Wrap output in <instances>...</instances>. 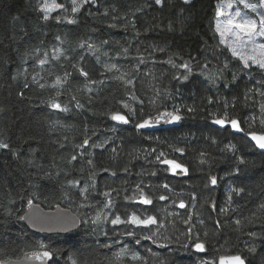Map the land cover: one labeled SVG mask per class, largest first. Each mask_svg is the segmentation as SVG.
Segmentation results:
<instances>
[{
	"label": "trees",
	"instance_id": "trees-1",
	"mask_svg": "<svg viewBox=\"0 0 264 264\" xmlns=\"http://www.w3.org/2000/svg\"><path fill=\"white\" fill-rule=\"evenodd\" d=\"M224 1L186 6L165 0L161 7L152 0H94L74 13L71 0H59L64 8L44 21L42 0H0V142L10 146L0 149V260L21 259L43 243L55 252L52 264H109L124 247L125 264H218L237 254L247 264L264 262V154L244 136L211 123L226 112L245 132L264 133L259 110L264 97L258 91H264V72L243 69L221 43L216 5ZM73 19L76 23L68 22ZM184 62L191 73L179 67ZM176 109L185 117L180 128L137 130L140 121ZM113 112L124 113L129 123L114 122ZM86 139L88 145L78 147ZM161 153L188 173L166 171L169 166L156 160ZM137 185L151 205L138 202ZM239 188L244 191H233ZM105 191L111 192V207H105ZM31 200L47 210L58 205L72 210L81 218L80 230L66 236L30 231L19 217ZM181 200L188 207L180 208ZM98 212L109 219L110 213L154 215L159 223L94 225L90 221ZM189 216L190 224L184 223ZM190 225L205 252L192 247ZM253 243L257 252L250 254L246 245ZM133 253L143 261L132 260Z\"/></svg>",
	"mask_w": 264,
	"mask_h": 264
},
{
	"label": "snow or ice",
	"instance_id": "snow-or-ice-1",
	"mask_svg": "<svg viewBox=\"0 0 264 264\" xmlns=\"http://www.w3.org/2000/svg\"><path fill=\"white\" fill-rule=\"evenodd\" d=\"M89 3V0H71V4L73 5L71 11L76 13L79 12L80 9L83 7L84 4ZM154 3L156 5H159L161 7L164 6L165 0H154ZM194 3V0H182V4L186 6H191ZM233 3L237 5V7L242 6L243 9L249 10L251 13H256L257 18H250L247 13H243L241 10H236L234 14H230L229 18L220 21L217 20L216 25H215V31L220 34L221 37V43L226 44L228 48L231 49V53L233 57H236L239 61L243 63V69H250L253 65H255L259 70L264 72V44H261L259 46L255 45V40L257 37L264 38V14H261V12L258 11V9H264V0H258V3H251L250 0H228V3L225 5L223 3L217 4L216 5V15L217 16H223L225 15V7L227 8H232ZM64 8L63 4H58L55 2V0H52V3H49L48 0H45L43 5L39 8V11L43 14L42 18L44 21H47L49 19H53L49 14L57 9H62ZM56 20H59L60 17H55ZM69 23H76V20H69ZM134 26V25H133ZM171 25H169V29L171 30ZM59 39V37H57ZM231 40V43H228V41ZM83 47V45H81ZM250 51H245V49H249ZM127 51V50H125ZM41 64H44L45 61L41 60ZM167 63L173 64L174 67L175 65L173 61L170 59L167 61ZM227 67V64L224 65ZM112 67H115L114 65ZM179 67H182L186 69L189 73H191V67L190 64L187 62H184L179 65ZM206 67V65H205ZM111 70V69H110ZM81 73L84 76H87L88 73L84 71L83 69L80 70ZM120 79H123V77H119ZM188 75L183 76V80H188ZM174 79H180V77H174ZM210 81L215 84V79L209 78ZM233 82L237 79L236 75L233 74ZM128 83H131V81H127ZM60 81L59 79L57 80V84H59ZM27 87V85H25ZM55 87V85H54ZM259 91V95L261 97H264V91ZM58 95L60 93H57ZM21 97H23L24 93L21 92L19 93ZM133 99H136V97H133ZM244 99L247 100L249 99L248 95L245 94ZM209 103H211V99L209 98ZM78 107L80 105H77ZM53 108L60 109L61 106L58 103H53L52 104ZM123 108L127 109L128 112H131L133 115H135V109L131 108L128 104H124ZM63 111H67V109H62ZM259 110L262 116H264V103H261L259 105ZM186 111L188 112H194V108H187ZM163 117H167L168 119L165 122H179L180 120L183 119V117L179 114V109H176L175 112H165L163 113L162 116H158L155 118V120L158 122L160 119ZM111 118L115 121H119L121 123L127 124L129 123V118L122 114L121 112H113L111 114ZM153 121L150 119H145L143 122L137 123L136 128L137 129H145L150 126H152ZM213 123L216 125H220L221 127L224 126H230L232 129H234L237 132L244 131V129L241 127V121L235 118L229 117V115L225 112L222 116H218L215 119H213ZM260 123L264 125V118L260 120ZM248 135L251 137V139L255 142V146L258 147L259 149L264 150V133L257 134L256 132H249ZM89 141L86 139L83 141L82 145H79L78 147H85L87 146ZM9 144L5 142H0V149H9ZM228 149L231 151H235V145L229 144ZM154 151V150H153ZM178 152H182V149H176ZM14 155L16 153H13ZM83 155V153H81ZM203 155V154H202ZM72 160H76V156H72ZM156 160L164 165H168L169 167L166 169V171H171L173 175L180 174V175H186L188 173L187 167H185L183 164L178 163L176 160H170L167 159L163 153L158 155L156 157ZM203 162V161H202ZM89 164L92 163L91 160L88 161ZM239 163L244 164L245 160L243 157L239 158ZM107 171V169H105ZM124 171H127L125 168ZM236 171H239V168L236 169ZM155 175V173H152ZM50 175V174H49ZM112 175H115L113 172ZM209 182L211 185H216L217 184V177L215 175H212L209 177ZM73 186H77L79 184L78 181H73L72 182ZM207 186V185H206ZM93 187L95 185L93 184ZM162 187L164 189H167L168 191H171V188L169 187L168 184H163ZM137 188L139 189V200L138 202L143 205H151L153 203V200L144 193L143 189H140V186L137 185ZM233 191L236 192H243V188L239 189H233ZM84 192H87V189H84ZM104 197L108 198L107 202L105 204V207H111L112 206V200H111V192L105 191L103 192ZM87 198V197H85ZM129 199H134V198H129ZM160 200H167L168 197L161 195L159 196ZM193 201L195 200V196L193 195L192 197ZM29 206H31V201L28 202ZM180 208H186L188 205L184 203V201H180L179 203ZM212 207L215 208V204H212ZM260 207L264 209V204H261ZM226 211V210H224ZM8 215H11V212L8 213ZM110 216H113L114 218L109 219L108 215H104L103 213H97L94 218L91 219V223L94 225H99V224H104V223H110L112 225H122V224H131L135 226H150V225H157L159 222L157 220V217L154 215H149L146 218H141V216L137 215L135 212H133L131 215L125 216V218H122L119 214L115 213H110ZM20 220H27V216H20ZM191 217L189 216L184 223L190 224ZM219 223V221H217ZM236 225L239 226L241 224L240 220H237ZM192 225L187 229V236L191 239L194 240L192 243V247L197 252H205L206 251V244L200 240V235L198 233H192ZM236 231H239V227L235 229ZM107 235V233H105ZM124 235L129 236V237H135L136 233L134 231H126ZM205 236L207 233L204 234ZM251 236L255 237L257 234L256 233H250ZM143 239L145 240H152V236L145 235L143 236ZM165 239H169L168 237H165ZM136 243H139L140 240L136 239ZM152 242L155 244L156 241L152 240ZM169 245L168 244H160L159 247L161 248H167ZM183 247L187 248L188 244L182 245ZM39 249L42 251L33 253L36 259L40 260L42 264H47L49 260H53L55 256V252L51 249H49L48 245L46 244H39L38 245ZM246 251L250 254H255L257 252V248L255 243L246 245ZM128 253V249L126 247L122 248L121 251L117 252L115 255L114 260L109 261V264H125V257ZM131 259L134 261H143V258L139 256L136 253H133L131 255ZM229 261V264H247L246 258L240 254L231 256L227 258ZM0 264H4L2 260H0ZM72 264H76V261L73 260ZM143 264H147L146 261H143ZM202 264H215V261H205L202 262ZM221 264H224L223 258L221 260ZM264 264V262H262Z\"/></svg>",
	"mask_w": 264,
	"mask_h": 264
},
{
	"label": "water",
	"instance_id": "water-1",
	"mask_svg": "<svg viewBox=\"0 0 264 264\" xmlns=\"http://www.w3.org/2000/svg\"><path fill=\"white\" fill-rule=\"evenodd\" d=\"M165 112H175V111L164 110L151 117H148L146 119H150L153 121L152 126L145 128V129H137V130L143 133H154V132H158L162 130L177 129L182 126V122L185 120V117L182 115L181 116L183 117V119L180 120L179 122H172V123L165 122L168 119L167 117H163L158 122L155 120L156 117L162 116L163 113ZM113 121L117 123H121L119 121H115V120ZM140 122H143V120ZM211 123L215 128L220 129V130L231 129L233 134L244 136L255 146V142L251 139L248 133L245 132V130L237 132L234 129H232L230 126L221 127L220 125H216L213 123V120ZM121 124H124V123H121ZM241 127H242V124H241ZM257 134H261V133H257ZM256 149L260 153L264 154V150L259 149L258 147H256ZM31 202H32L31 206H29V203L26 206L24 216H27L28 219L23 220V223L30 231L34 232L35 234L46 235V236H66V235L72 234L80 230L81 224H82L81 218L76 213H74L72 210L64 208L59 205L55 206L53 209L47 210V209H44L41 205L35 203L34 201L31 200ZM40 251L42 250H34L31 252H28L24 254L21 259H18V260L5 259L2 261L4 262V264H42V262L36 259L35 256L33 255V253H37ZM228 257H231V256H227L223 258L224 264H229V261L227 259ZM221 260L219 261L218 264H221ZM53 261H54V258L53 260H49L47 264H52Z\"/></svg>",
	"mask_w": 264,
	"mask_h": 264
},
{
	"label": "rangeland",
	"instance_id": "rangeland-1",
	"mask_svg": "<svg viewBox=\"0 0 264 264\" xmlns=\"http://www.w3.org/2000/svg\"><path fill=\"white\" fill-rule=\"evenodd\" d=\"M42 1H43V3L45 2V0H42ZM93 1H94V0H89V2H93ZM152 1H154V0H152ZM48 2H49V3H52V0H48ZM55 2L59 4V0H55ZM81 2H82V0H81ZM250 2H251V3H258V0H250ZM227 3H228V0H225V1L223 2V4H225V5H226ZM57 10H58V9H57ZM57 10L51 12L49 15L51 16V15L54 14ZM236 10H241L243 13H247V15H248L250 18H257V17H256V13H251L249 10H245V9H243L242 6L237 7V5H236L235 3H233V7H232V8H227V7H225V9H224V11H225V15H223V16H219V17H218V20H220V21H224V20L228 19V18H229V15H230V14H234V12H235ZM258 11L261 12V14H264V9H258ZM228 43H231V40H229ZM261 44H264V38L257 37L256 40H255V45H256V46H259V45H261ZM229 49H230V48H229ZM230 50H231V49H230ZM245 51H250V48H249V49H245ZM253 66H255V65H253Z\"/></svg>",
	"mask_w": 264,
	"mask_h": 264
}]
</instances>
